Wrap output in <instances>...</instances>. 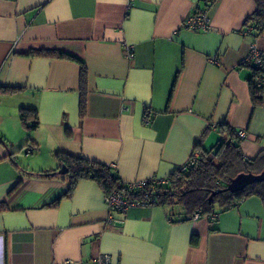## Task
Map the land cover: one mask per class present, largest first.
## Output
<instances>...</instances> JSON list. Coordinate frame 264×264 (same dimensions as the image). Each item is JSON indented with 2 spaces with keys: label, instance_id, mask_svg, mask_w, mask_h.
Returning a JSON list of instances; mask_svg holds the SVG:
<instances>
[{
  "label": "crops",
  "instance_id": "obj_1",
  "mask_svg": "<svg viewBox=\"0 0 264 264\" xmlns=\"http://www.w3.org/2000/svg\"><path fill=\"white\" fill-rule=\"evenodd\" d=\"M203 10L208 30L188 29ZM254 10V0H0V89L19 88L0 90V264H94L101 254L109 264H264L256 196L213 223L172 222L156 205L110 211L90 179L64 196L67 177L50 175L69 154L115 165L125 184L160 180L197 146L213 148L221 123L245 132L241 152L255 158L264 101L253 107L244 63L251 44L264 51L247 22ZM23 109L36 111L35 129Z\"/></svg>",
  "mask_w": 264,
  "mask_h": 264
},
{
  "label": "trees",
  "instance_id": "obj_2",
  "mask_svg": "<svg viewBox=\"0 0 264 264\" xmlns=\"http://www.w3.org/2000/svg\"><path fill=\"white\" fill-rule=\"evenodd\" d=\"M255 10L247 22L252 25L254 35L264 33V0H254ZM45 55L47 53H44ZM56 57L76 59L66 53H55ZM86 70L81 62V84L84 85ZM250 96L253 107L264 101V86L257 87L252 77L249 79ZM3 91H16L19 88H1ZM84 92L81 91L80 112L84 110ZM19 118L29 130L38 125L37 113L34 110L23 109ZM223 137L211 149H201L197 146L195 160L177 168L168 177L167 183L152 181L144 190L131 189L121 181L116 168L97 161L85 159L81 156L58 154L61 165L68 169L64 176L69 181V188L64 196H69L79 180L90 179L95 181L106 195L117 191L127 200H151V205L168 209V217L172 222L190 220L194 217L207 216L210 222L217 219L219 213L237 206L245 198L256 196L264 203V181L254 182L243 190L229 192L224 190L230 179L240 172L259 173L264 169V150H261L253 159L245 158L240 149L242 138L237 131L220 125ZM191 159V158H190ZM56 172V171H54ZM53 173V172H52ZM214 191H218L214 193ZM214 193V194H213ZM56 203L53 202L52 205ZM180 211H177V210ZM197 238H191L196 243Z\"/></svg>",
  "mask_w": 264,
  "mask_h": 264
},
{
  "label": "built area",
  "instance_id": "obj_3",
  "mask_svg": "<svg viewBox=\"0 0 264 264\" xmlns=\"http://www.w3.org/2000/svg\"><path fill=\"white\" fill-rule=\"evenodd\" d=\"M209 19L206 15L205 10L200 11L190 15L186 21L185 26L188 29L194 31H205L208 30ZM127 55L131 56V47H125ZM244 63L252 65L254 73L252 75V81L257 87L264 86V51L257 49L255 44H251L248 56L244 59ZM237 134L240 138L245 137V132L243 130H238ZM33 147L28 146L24 149L25 155L32 151ZM196 154H193L190 161L191 163L195 160ZM115 167V165H113ZM154 181V180H153ZM168 178H163L156 180L155 182L167 183ZM152 181H138L128 184L131 189L134 190H144L147 184ZM151 200H127L123 195L117 191H113L105 196V203L110 211L123 212L128 207L137 205H151ZM112 221L111 217H108V222ZM110 257L108 254H101L96 257L94 264H109ZM62 264H79L72 260H66Z\"/></svg>",
  "mask_w": 264,
  "mask_h": 264
},
{
  "label": "water",
  "instance_id": "obj_4",
  "mask_svg": "<svg viewBox=\"0 0 264 264\" xmlns=\"http://www.w3.org/2000/svg\"><path fill=\"white\" fill-rule=\"evenodd\" d=\"M67 171V167L65 165H61V167L56 172L50 173V175H64L67 173ZM261 181H264V169H262L259 173L240 172L230 179L224 190L234 193L243 190L246 186L254 182ZM216 192L218 191H214V193Z\"/></svg>",
  "mask_w": 264,
  "mask_h": 264
},
{
  "label": "rangeland",
  "instance_id": "obj_5",
  "mask_svg": "<svg viewBox=\"0 0 264 264\" xmlns=\"http://www.w3.org/2000/svg\"><path fill=\"white\" fill-rule=\"evenodd\" d=\"M22 157V159H25L26 157L22 154H20V158Z\"/></svg>",
  "mask_w": 264,
  "mask_h": 264
}]
</instances>
